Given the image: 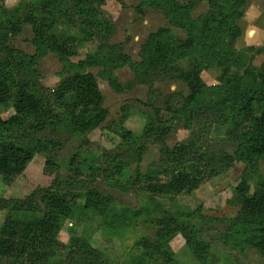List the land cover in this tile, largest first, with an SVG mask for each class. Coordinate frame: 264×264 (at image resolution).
<instances>
[{"label":"trees","instance_id":"obj_1","mask_svg":"<svg viewBox=\"0 0 264 264\" xmlns=\"http://www.w3.org/2000/svg\"><path fill=\"white\" fill-rule=\"evenodd\" d=\"M207 1L210 14L196 20L191 15L194 0L184 6L178 0H143L165 11L171 22L185 30L188 40L180 43L170 29L160 28L142 44L137 64L128 54L115 51L114 47L106 48L112 23L103 16L101 5L105 0L42 1V10L49 15L60 6L58 12L64 21L79 24L83 41L97 40L94 50L77 62L71 60L76 38L59 39L50 33L49 28L55 22L51 16L40 23L35 18L28 19L35 32L32 55L10 44V38L19 31L18 22L0 20V108L8 114L7 118L0 114V176L6 184L12 183L34 154L41 153L45 157L44 174L50 178L48 187H38L26 198L0 199V209L7 212L0 225V257L14 264H48L65 252L68 264H109L89 244L79 241L78 245H65L58 238L63 221L71 217L77 206L105 216L112 201L94 188L74 190L79 179L63 177L59 158L67 137L90 132L108 115L97 79L88 69L99 68V74L115 91L121 92L126 86L116 80L114 71L124 66L143 78L156 73L179 74L188 86L185 100L167 106L171 117L164 124L155 118L159 113L156 108L140 136L122 129L123 145L136 155V161L144 150L142 140L163 144L170 132L168 122L177 120L193 134L186 142L163 147L162 172L168 175L166 179H159L158 174H142L136 168L131 176L136 179L132 178V182L141 181L142 190L154 196L190 193L205 178L231 167L235 160L243 162L246 168L236 187L239 210L222 240L241 247L253 246L264 253V175L259 165L264 162V62L257 70L250 63L249 51L248 55H241L233 48L241 34L238 20L243 15L244 0ZM48 52L58 57L65 73L55 87L44 86L36 68ZM187 57L193 61L189 69L183 70L177 62ZM216 65L223 68L222 76L217 84L207 85L200 73ZM232 68L243 69L241 76L232 74ZM243 79L248 82L243 84ZM196 126L199 130H195ZM215 126L224 127L227 140L236 144L232 154L221 151L220 155L215 152L206 155L202 141L205 133ZM78 156L79 153L73 152L69 160V168L75 175L81 173L80 165L92 167ZM127 167L128 163L122 161L113 165L112 176L122 174ZM247 175L256 180L252 193ZM160 224L163 227L154 236L142 239L139 244L149 255H156L159 260L156 264H177L162 240L168 236L170 224ZM177 226L187 245L196 253L205 252L207 247L202 240L183 223L176 221Z\"/></svg>","mask_w":264,"mask_h":264},{"label":"rangeland","instance_id":"obj_2","mask_svg":"<svg viewBox=\"0 0 264 264\" xmlns=\"http://www.w3.org/2000/svg\"><path fill=\"white\" fill-rule=\"evenodd\" d=\"M42 1L0 0V20L18 22L19 31L10 38V44L29 55L34 54L35 32L28 19L35 18L40 23L44 17L51 16L55 22L51 24L49 32L59 39L66 36L75 37L71 60L77 62L84 59L88 52L94 50L97 40L83 41V31L79 24L71 25L64 21L58 12L62 9L60 6L53 8L49 15L47 11L42 10L44 3ZM178 2L184 6L189 0ZM244 2L245 11L250 0ZM101 9L103 16L112 23V32L105 42L108 45L106 48L114 47L115 51L128 54L133 63L140 62L142 44L160 28L170 29L180 43L188 40L185 30L171 22L165 11L157 5H147L143 0H105ZM210 12L211 7L207 0H194L191 10L194 19L207 17ZM238 26L241 34L233 43V48L241 55H246L249 51L250 63L258 70L263 61L256 55L257 49L261 47L262 50V46L257 47L253 40L246 38V24L240 19ZM192 61V57H187L179 60L177 65L187 70ZM36 68L41 83L46 87H55L61 75H65L62 63L51 52L39 61ZM88 70L97 79L108 115L99 127L90 132L66 138L59 158L60 173L65 178L78 177L79 180L73 186L74 190L82 192L94 188L110 196L112 201L105 216L85 209L82 205L77 206L71 217L63 221L58 234L59 240L65 245L85 242L90 248L98 250L109 264H156L155 262H159L156 255H149L141 248L139 242L154 236L155 232L163 227H160V223L164 222L170 224L168 225L170 230L167 229L169 234L162 240L177 264H264V253L256 247L226 244L222 240L223 234L237 217L239 210L236 187L241 182L242 173L246 168L243 162L235 160L231 167L205 178L200 186L190 193L154 196L142 190L141 181L132 182V178L136 179L131 177L136 168L142 174H158L156 176L159 179H166L168 175L162 172L165 167L163 147L186 142L193 138V134L177 120L168 122L171 126L170 132L163 144L154 140H142L144 150L141 159L136 161V155H132L127 145H123L120 132L125 128L140 136L148 118L155 115L156 108L159 113L155 118L164 124L171 117L167 106L173 107L177 101H183L187 97L186 81L179 74L167 73H156L143 78L129 66H124L114 71L116 80L126 86L123 91L117 92L99 74V68ZM232 70L231 73L237 74L238 77L243 71V69L234 71V68ZM222 73L223 68L216 65L203 69L200 76L207 85H213L219 82ZM244 82L248 81L243 79L242 83ZM11 112L12 110H8V113ZM0 114L7 118L8 114L2 108ZM198 126L195 130H199ZM224 129L222 126H215L205 133L202 142L206 155L212 152L220 155L221 151L233 153L236 144L227 140ZM73 152L79 153L78 159L86 161L92 167L80 165L81 173L75 175L69 168ZM121 161L128 163V167L122 174L112 176L113 165ZM44 165L45 157L41 153H36L23 173L12 183L6 184L0 176V199H23L38 187H48L50 178L44 174ZM259 165L260 173L264 175V162L260 161ZM247 179L252 193L256 180L252 175H247ZM6 214L5 210L0 209V225ZM176 221L183 223L193 235L205 243L207 247L205 252L196 253L187 245L183 233L178 231V226L175 227ZM65 254L60 253L48 264H68ZM0 264L14 263L0 257Z\"/></svg>","mask_w":264,"mask_h":264},{"label":"crops","instance_id":"obj_3","mask_svg":"<svg viewBox=\"0 0 264 264\" xmlns=\"http://www.w3.org/2000/svg\"><path fill=\"white\" fill-rule=\"evenodd\" d=\"M240 21L246 24V38L253 40L255 46H262L256 57L264 62V0H250Z\"/></svg>","mask_w":264,"mask_h":264}]
</instances>
